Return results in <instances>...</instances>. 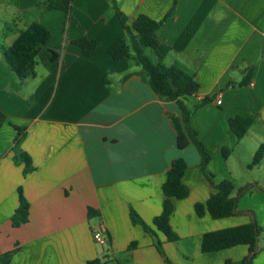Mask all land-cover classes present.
<instances>
[{"label":"crops","instance_id":"1","mask_svg":"<svg viewBox=\"0 0 264 264\" xmlns=\"http://www.w3.org/2000/svg\"><path fill=\"white\" fill-rule=\"evenodd\" d=\"M48 1L0 0V255L11 253L10 264H243L249 246L203 253L202 240L254 220L264 228V157L250 168L264 146V0H116L129 27L140 15L161 21L174 8L157 38L171 49L164 65L183 68L200 85L185 103L199 105L189 127L211 157L205 170L195 144L178 147L177 102L160 98L129 59L109 54L119 40L136 44L112 0H73L69 11L48 9ZM34 22L50 39L35 75L21 81L1 48ZM82 38L97 42L92 55L75 44ZM144 54L159 63L152 48ZM237 117L253 120L242 139L230 128ZM19 130L35 167L27 176L14 161ZM177 159L188 165L190 194L174 200L170 224L179 241L171 243L154 220ZM210 179L234 184L240 214L197 215L196 205L215 193ZM21 191L30 216L15 228ZM132 211L154 234L133 224ZM263 237L253 264H264Z\"/></svg>","mask_w":264,"mask_h":264},{"label":"trees","instance_id":"2","mask_svg":"<svg viewBox=\"0 0 264 264\" xmlns=\"http://www.w3.org/2000/svg\"><path fill=\"white\" fill-rule=\"evenodd\" d=\"M73 0H68L65 5H59L54 0H49L45 5L48 9H58L69 11ZM118 16L129 32L135 31L136 44L130 45L126 40L117 41L110 49L109 54L114 60L129 59L135 67H138L142 79L150 85L154 92L163 100L175 101L181 109V117L174 118L173 123L178 137V147L183 150L191 143L195 144L201 156V167L205 170L211 157L203 144L197 139V134L189 127V120L194 109L189 108L185 101L196 95L200 90V85L196 78L179 66L166 67L164 60L168 57L171 49L162 44L157 38V31L167 21L174 8L168 16L155 21L146 15H140L135 20L132 27L127 24V16L118 8L116 0H112ZM177 0H175V5ZM50 39V32L41 24L34 22L21 32L15 43L9 48H1L2 55L10 70L14 72L21 81L35 75L34 68L36 59ZM86 56L92 55L97 50V42L88 38H82L75 41ZM146 47L152 48L159 57L157 65L152 64L149 58L144 54ZM54 61L58 56L54 53ZM253 124L252 119L241 117L230 120V128L238 139H242ZM24 130H19V137L14 147V161L18 165H24V175L27 176L35 171L31 157L21 149ZM228 156V152H224ZM264 157V146L256 153L250 166H257ZM188 170L185 160L177 159L172 163L168 172L167 180L163 185V192L166 197L164 201L163 212L154 220L155 227L161 231L171 243L179 241V236L173 231L170 220L174 212V200L186 199L189 194V188L184 184V177ZM211 181V179H210ZM213 184V182L211 181ZM215 193L211 195L206 204H197L196 213L203 217L209 212L214 219H224L236 216L241 212L238 210V197H233L234 184L231 181H224L218 185L213 184ZM240 192L239 196L242 194ZM91 212L93 210H90ZM30 205L25 199L22 191L20 196V207L12 217V223L15 228H19L29 222ZM131 219L134 225L141 226L148 234H154L152 228L144 222L135 212H131ZM262 233L258 223L254 220L252 223L230 229L216 232H210L204 235L202 240V252L212 253L221 250L234 248L236 246H249V255L245 258L243 264H253L258 255V241ZM158 249L162 253L161 244ZM133 247V246H132ZM11 253L0 255V264H10ZM89 264H103L100 260H95Z\"/></svg>","mask_w":264,"mask_h":264},{"label":"built area","instance_id":"3","mask_svg":"<svg viewBox=\"0 0 264 264\" xmlns=\"http://www.w3.org/2000/svg\"><path fill=\"white\" fill-rule=\"evenodd\" d=\"M217 103H218V104H221V101L218 100ZM95 239H96L98 242L102 243V244L105 243V240L102 238V236H101V234H100L99 232L95 234Z\"/></svg>","mask_w":264,"mask_h":264},{"label":"rangeland","instance_id":"4","mask_svg":"<svg viewBox=\"0 0 264 264\" xmlns=\"http://www.w3.org/2000/svg\"><path fill=\"white\" fill-rule=\"evenodd\" d=\"M254 172H256V171H254ZM261 173H263V171H262ZM257 222H258V220H257ZM258 225H259V227H260L261 230H262L261 235H264V228L262 227L261 223L259 224V222H258ZM262 242H264V237H263V241H262ZM262 244H263V243H262Z\"/></svg>","mask_w":264,"mask_h":264}]
</instances>
